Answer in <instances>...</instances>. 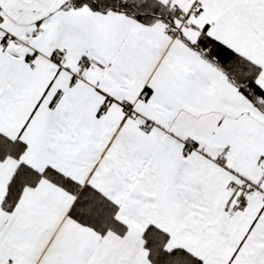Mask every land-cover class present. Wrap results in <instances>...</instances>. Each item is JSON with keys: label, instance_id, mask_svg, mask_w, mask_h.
<instances>
[{"label": "snow or ice", "instance_id": "obj_1", "mask_svg": "<svg viewBox=\"0 0 264 264\" xmlns=\"http://www.w3.org/2000/svg\"><path fill=\"white\" fill-rule=\"evenodd\" d=\"M0 264H264V0H0Z\"/></svg>", "mask_w": 264, "mask_h": 264}]
</instances>
